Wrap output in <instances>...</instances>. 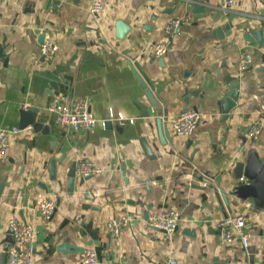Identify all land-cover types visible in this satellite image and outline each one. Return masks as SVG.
Instances as JSON below:
<instances>
[{"label":"crops","instance_id":"0c3cea01","mask_svg":"<svg viewBox=\"0 0 264 264\" xmlns=\"http://www.w3.org/2000/svg\"><path fill=\"white\" fill-rule=\"evenodd\" d=\"M58 1L0 0V128H18L0 160V264L7 261L13 217L33 223V264H77L86 247L95 249L99 264H262L264 207L231 192L239 182L235 165L253 150L264 158V41L252 36L261 29L264 38V0H237L229 10L217 0H197L203 16L183 0H100L96 14L93 0L54 7ZM170 17L185 21L167 53L154 57L152 46L164 39ZM43 33L59 46L50 61L39 54ZM245 53L253 62L243 70ZM130 62L145 74L146 88ZM230 79L239 95L221 119L218 103ZM56 93L87 96L96 125L60 126L47 109ZM31 107L46 133L19 127V109ZM193 107L201 114L196 130L174 133L170 119ZM257 118L261 131L252 140L247 127ZM80 159L101 171L84 179L76 172L70 191L68 173ZM38 191L56 202L47 221L35 208ZM167 208L179 212L171 238L146 222ZM233 213L247 218V247L220 240L217 224ZM112 214L130 217L118 236L105 228Z\"/></svg>","mask_w":264,"mask_h":264},{"label":"built area","instance_id":"2783aa9c","mask_svg":"<svg viewBox=\"0 0 264 264\" xmlns=\"http://www.w3.org/2000/svg\"><path fill=\"white\" fill-rule=\"evenodd\" d=\"M220 8L229 10L237 0H217ZM62 5L61 0L54 4V7ZM102 7L100 0H93L90 11L96 14ZM184 19L180 17H170L164 25L165 37L162 41L153 44L152 54L154 57H162L167 53L174 36L179 34ZM59 46L57 42L45 36L39 46V54L46 61H50ZM253 57L250 53H245L239 61L241 69L245 70L251 66ZM47 109L54 113L56 122L60 126H69L73 130L90 131L97 123V119L89 110L87 96L69 93H56L49 102ZM110 117L116 120H125L126 116L122 112H111ZM201 119V114L196 108L182 109L176 116L168 122L169 128L181 136L191 135L197 128ZM18 131L16 126L11 128H0V160L6 156L10 142V134ZM261 131V119L257 118L250 122L247 127V136L256 139ZM76 172L82 177L94 175L101 171V168L88 159H80L75 163ZM242 179V178H240ZM35 208L39 216L47 221L51 219L56 208L54 198L48 194L38 191L36 194ZM130 221L126 214L108 217L105 228L110 235L118 236L123 227ZM179 212L175 208H167L148 215L146 222L162 232L164 237L171 238L178 226ZM247 218L243 213L228 214L217 224L220 240L225 244H231L235 240H240L244 247L248 246L250 233L246 227ZM12 230V242L6 247V264H33L34 252V226L33 223L24 218L13 217L9 221ZM171 262H174L171 260ZM264 264V253L261 257ZM77 264H99L97 253L93 247L84 248L78 256Z\"/></svg>","mask_w":264,"mask_h":264},{"label":"water","instance_id":"95a60500","mask_svg":"<svg viewBox=\"0 0 264 264\" xmlns=\"http://www.w3.org/2000/svg\"><path fill=\"white\" fill-rule=\"evenodd\" d=\"M183 1L190 5L191 13H196L198 16L205 15V8L201 6L197 0H183ZM167 12H170V10L167 9ZM118 26L122 29L121 30L122 32L126 30V27H124L122 23H118ZM252 36L255 37V39L260 43V45L264 41L261 29H257L253 31ZM44 37L45 35L43 33L40 38V42H42ZM117 37H119V35H117ZM130 68L134 73V76L140 83V85L146 88V83H148V80L145 74L143 73V71L139 68V66L136 63L132 64L130 62ZM227 82L229 84V89L225 93V97L218 103V107L221 113V119L226 118L230 113L231 109H233L236 106V102L239 95V87L237 80L230 79ZM51 87L54 90L56 89L55 82L51 83ZM263 105H264V98H263ZM37 112H38L37 107H31L28 109L20 108L19 127L22 128L31 125L35 130L40 128L43 133H46L48 126L42 125L41 122L36 120ZM159 132H160L159 134H162L161 126ZM50 170H51V176H53L55 170V162H51ZM234 172H235V178L238 179L239 182H237L233 186L231 193L239 199L252 198L254 200L253 202L256 208H263L264 207V158L261 159L256 151L254 150L250 151L245 155L243 160H241L235 165ZM75 173H76V169L74 164V166L70 169L68 173V187L70 191H72L74 188ZM87 177H90V175L82 177V179ZM222 195L223 198L227 200L225 194L222 193ZM186 232L193 233L190 230H186ZM10 236L11 239L9 242L11 243L12 242L11 229H10Z\"/></svg>","mask_w":264,"mask_h":264}]
</instances>
